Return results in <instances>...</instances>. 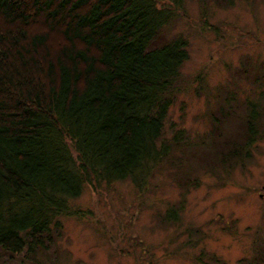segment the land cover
Wrapping results in <instances>:
<instances>
[{
  "label": "trees",
  "instance_id": "obj_1",
  "mask_svg": "<svg viewBox=\"0 0 264 264\" xmlns=\"http://www.w3.org/2000/svg\"><path fill=\"white\" fill-rule=\"evenodd\" d=\"M185 2L0 0L5 264L35 262L38 253L48 252L59 236L61 215L80 214L70 200L85 184L129 179L142 191L162 164L176 158L183 133L177 130L168 142L163 130L184 85L188 42L172 31ZM262 102L241 105L237 130L229 119L237 117L235 106L210 112L213 136L200 155L207 168L227 173L250 158L251 145L264 138ZM177 216L178 209L170 208L163 218ZM256 246L242 264H264V243ZM196 259L225 264L214 254L201 252Z\"/></svg>",
  "mask_w": 264,
  "mask_h": 264
},
{
  "label": "rangeland",
  "instance_id": "obj_2",
  "mask_svg": "<svg viewBox=\"0 0 264 264\" xmlns=\"http://www.w3.org/2000/svg\"><path fill=\"white\" fill-rule=\"evenodd\" d=\"M205 2L186 0L172 31L188 42L184 85L164 119L163 140L183 133L176 158L142 191L129 179L85 184L70 200L80 214L61 215L52 247L27 264H202L201 252L242 264L264 243V138L227 173L200 158L213 136L211 111L235 106L237 130L244 102L264 105V0ZM170 208L176 221L163 218Z\"/></svg>",
  "mask_w": 264,
  "mask_h": 264
}]
</instances>
